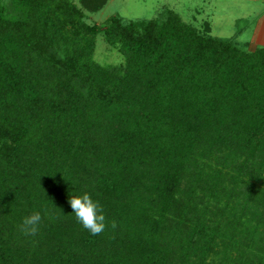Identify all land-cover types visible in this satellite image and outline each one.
Here are the masks:
<instances>
[{"label": "trees", "instance_id": "trees-1", "mask_svg": "<svg viewBox=\"0 0 264 264\" xmlns=\"http://www.w3.org/2000/svg\"><path fill=\"white\" fill-rule=\"evenodd\" d=\"M10 2L0 6V264H264V47L175 13L111 16L104 33L122 60L102 64L101 29L83 9L107 0ZM85 192L106 216L97 236L68 203ZM33 211L42 222L26 236Z\"/></svg>", "mask_w": 264, "mask_h": 264}, {"label": "rangeland", "instance_id": "rangeland-1", "mask_svg": "<svg viewBox=\"0 0 264 264\" xmlns=\"http://www.w3.org/2000/svg\"><path fill=\"white\" fill-rule=\"evenodd\" d=\"M72 1L83 9L80 0ZM2 5L9 8L11 2L0 0ZM83 11V21L101 29L96 38L94 58L102 64H118L122 60L104 33L111 16H119L127 23L165 20L175 13L203 31L208 24L211 25L210 35L213 37L233 38L241 46H247L254 37L259 18L264 15V7L241 0H107L100 11Z\"/></svg>", "mask_w": 264, "mask_h": 264}, {"label": "clouds", "instance_id": "clouds-1", "mask_svg": "<svg viewBox=\"0 0 264 264\" xmlns=\"http://www.w3.org/2000/svg\"><path fill=\"white\" fill-rule=\"evenodd\" d=\"M68 203L75 214L76 220L84 229L88 230L91 235L97 236L105 231L107 224L103 206L99 201H94L89 193L85 192L82 195H74L69 199ZM47 211L48 210L45 209V214H47ZM41 222V212L33 211L30 215L22 219L20 230L26 236H35L39 232ZM110 224L113 230L118 227L114 219Z\"/></svg>", "mask_w": 264, "mask_h": 264}, {"label": "crops", "instance_id": "crops-1", "mask_svg": "<svg viewBox=\"0 0 264 264\" xmlns=\"http://www.w3.org/2000/svg\"><path fill=\"white\" fill-rule=\"evenodd\" d=\"M241 1H248L250 4H258L259 7H264V0H241ZM250 48L256 47H264V15L259 18L257 26L255 28V34L250 44Z\"/></svg>", "mask_w": 264, "mask_h": 264}]
</instances>
